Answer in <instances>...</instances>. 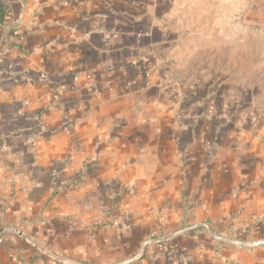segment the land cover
<instances>
[{
    "label": "crops",
    "instance_id": "0c3cea01",
    "mask_svg": "<svg viewBox=\"0 0 264 264\" xmlns=\"http://www.w3.org/2000/svg\"><path fill=\"white\" fill-rule=\"evenodd\" d=\"M198 3L0 0V264H264V97Z\"/></svg>",
    "mask_w": 264,
    "mask_h": 264
},
{
    "label": "rangeland",
    "instance_id": "374dc122",
    "mask_svg": "<svg viewBox=\"0 0 264 264\" xmlns=\"http://www.w3.org/2000/svg\"><path fill=\"white\" fill-rule=\"evenodd\" d=\"M196 1L202 7L206 29L210 26V31L220 32V36L207 41L212 46L219 45L216 78L236 76L243 96L263 98L264 0Z\"/></svg>",
    "mask_w": 264,
    "mask_h": 264
},
{
    "label": "built area",
    "instance_id": "2783aa9c",
    "mask_svg": "<svg viewBox=\"0 0 264 264\" xmlns=\"http://www.w3.org/2000/svg\"><path fill=\"white\" fill-rule=\"evenodd\" d=\"M6 52H7V48L4 47V48L1 50V54L4 55ZM128 84H129V83H128ZM134 186H135L134 183H130V184L128 185V187L131 188V189H133ZM104 216H105V213H101L100 218H103ZM112 222L115 223V220H113ZM246 231H247V230H246ZM92 238H93V234H91V235L89 236V240H91ZM2 239H3V236L0 234V242L2 241Z\"/></svg>",
    "mask_w": 264,
    "mask_h": 264
}]
</instances>
